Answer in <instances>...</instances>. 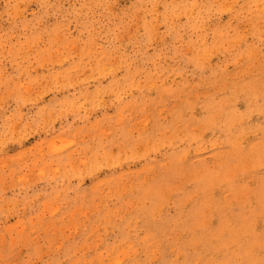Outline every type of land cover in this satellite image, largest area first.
<instances>
[{
	"label": "rangeland",
	"instance_id": "1",
	"mask_svg": "<svg viewBox=\"0 0 264 264\" xmlns=\"http://www.w3.org/2000/svg\"><path fill=\"white\" fill-rule=\"evenodd\" d=\"M263 102L264 0H0V264H264Z\"/></svg>",
	"mask_w": 264,
	"mask_h": 264
},
{
	"label": "bare ground",
	"instance_id": "2",
	"mask_svg": "<svg viewBox=\"0 0 264 264\" xmlns=\"http://www.w3.org/2000/svg\"><path fill=\"white\" fill-rule=\"evenodd\" d=\"M223 4H224V3H223ZM231 5H232V4H231ZM249 72H250V71H249ZM238 75H239V74H238ZM242 84H243V83H242ZM240 86H241V85H240ZM247 86H248V85H247ZM243 88H244V87H243ZM262 92H263V91H262ZM194 96H195V95H194ZM263 103H264V102H263ZM158 113H159V112H158ZM144 123H145V122H144ZM142 128H143V127H142ZM244 133H245V132H244ZM148 144H149V143H148ZM185 155H186V154H185ZM184 157H185V156H184ZM122 193H123V192H122ZM130 204H131V203H130ZM98 255H99V254H98ZM178 255H179V254H178ZM178 255H177V256H178ZM100 258H101V257H100ZM120 261H121V260H120ZM116 263L119 264V262H116V261H115L114 264H116Z\"/></svg>",
	"mask_w": 264,
	"mask_h": 264
}]
</instances>
